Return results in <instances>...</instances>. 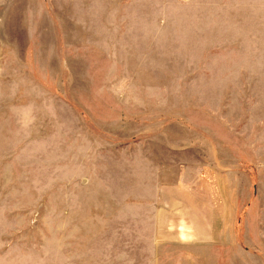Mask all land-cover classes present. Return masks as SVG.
Returning <instances> with one entry per match:
<instances>
[{"label": "rangeland", "instance_id": "obj_1", "mask_svg": "<svg viewBox=\"0 0 264 264\" xmlns=\"http://www.w3.org/2000/svg\"><path fill=\"white\" fill-rule=\"evenodd\" d=\"M256 6L0 0V227L74 244L79 264H264ZM206 151L219 159L236 241L155 242V185Z\"/></svg>", "mask_w": 264, "mask_h": 264}, {"label": "crops", "instance_id": "obj_2", "mask_svg": "<svg viewBox=\"0 0 264 264\" xmlns=\"http://www.w3.org/2000/svg\"><path fill=\"white\" fill-rule=\"evenodd\" d=\"M251 4L264 10V0ZM207 151L208 157L179 164L172 181L155 185L150 199L155 242L219 250L236 241V211L220 181L219 159ZM0 264H79V248L58 242L49 247L46 239L31 241L21 229L0 227Z\"/></svg>", "mask_w": 264, "mask_h": 264}]
</instances>
